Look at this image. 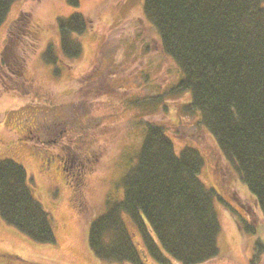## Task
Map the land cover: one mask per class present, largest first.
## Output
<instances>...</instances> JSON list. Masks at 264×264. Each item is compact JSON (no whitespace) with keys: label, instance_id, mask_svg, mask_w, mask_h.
Returning <instances> with one entry per match:
<instances>
[{"label":"rangeland","instance_id":"374dc122","mask_svg":"<svg viewBox=\"0 0 264 264\" xmlns=\"http://www.w3.org/2000/svg\"><path fill=\"white\" fill-rule=\"evenodd\" d=\"M143 3L79 0L74 8L67 0H31L16 1L8 11L0 26V161L25 169L32 196L52 219L56 242L34 243L0 218V264H115L93 255L86 226L122 200L120 182L135 163L142 138L137 119L163 126L177 155L189 146L202 156L200 180L221 198L214 204L219 256L204 264H264V256L255 260L252 250L264 241L262 215L220 158L215 141L197 128V117L184 113L188 97L167 94L180 78L179 68L161 51L157 32L143 16ZM22 14L36 31L35 44L26 54L14 46L6 61L2 53L9 32ZM72 14L88 21L89 30L79 39L81 56L72 63L43 64V51L58 44L56 19ZM11 66L20 70L12 72ZM158 95L157 104L142 107V101ZM64 156L66 165L59 162ZM236 217L246 219L248 231L238 235ZM123 219L140 264H179L147 255L140 232ZM7 254L20 260L9 261Z\"/></svg>","mask_w":264,"mask_h":264},{"label":"trees","instance_id":"16d2710c","mask_svg":"<svg viewBox=\"0 0 264 264\" xmlns=\"http://www.w3.org/2000/svg\"><path fill=\"white\" fill-rule=\"evenodd\" d=\"M16 1L24 0H0V26ZM67 2L78 7V0ZM142 5L164 56L179 68L180 78L167 94L188 97L184 113L197 117V128L215 141L220 158L253 196L264 222V0H144ZM87 24L80 14L57 20L59 43L47 46L41 62L54 66L59 59H78V38ZM9 34L2 53L6 61L14 46L26 54L35 44L36 31L25 14ZM17 70L11 66L12 72ZM160 96L142 101V107L157 104ZM136 122L142 138L136 161L120 182L122 200L91 218L87 246L105 263L140 264L126 217L140 232L147 255L157 262L215 260L220 225L214 204L221 198L200 180L202 156L189 146L177 155L163 126ZM41 207L28 188L25 169L1 160V220L27 239L51 245L52 219ZM255 245L256 260L264 256V241Z\"/></svg>","mask_w":264,"mask_h":264},{"label":"flooded vegetation","instance_id":"af4514ba","mask_svg":"<svg viewBox=\"0 0 264 264\" xmlns=\"http://www.w3.org/2000/svg\"><path fill=\"white\" fill-rule=\"evenodd\" d=\"M51 160H52V159H47V160H46V164L49 163Z\"/></svg>","mask_w":264,"mask_h":264}]
</instances>
